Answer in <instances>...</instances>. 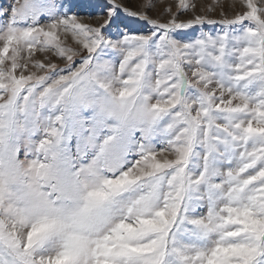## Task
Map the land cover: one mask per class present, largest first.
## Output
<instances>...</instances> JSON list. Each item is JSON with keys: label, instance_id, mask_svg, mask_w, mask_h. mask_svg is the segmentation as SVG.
<instances>
[{"label": "snow or ice", "instance_id": "snow-or-ice-1", "mask_svg": "<svg viewBox=\"0 0 264 264\" xmlns=\"http://www.w3.org/2000/svg\"><path fill=\"white\" fill-rule=\"evenodd\" d=\"M238 3L0 0V264H264V0Z\"/></svg>", "mask_w": 264, "mask_h": 264}, {"label": "rangeland", "instance_id": "rangeland-1", "mask_svg": "<svg viewBox=\"0 0 264 264\" xmlns=\"http://www.w3.org/2000/svg\"><path fill=\"white\" fill-rule=\"evenodd\" d=\"M81 2H87V0H81ZM119 2L123 3L125 6L132 8L133 10H139V5L144 2V0H119ZM177 0H153L154 8L150 11V15L153 18H159L162 21L167 20L169 18L166 9L169 5H172L173 10L175 11V5ZM190 2L195 3L197 5V14H205L209 15L211 18L221 19L220 13L223 12L226 16L231 18L236 14V12L241 11L242 9L239 7L238 0H190ZM236 4V7L232 5ZM214 8L215 11H209V8ZM81 18L89 23H96L98 13L92 9H77ZM191 13H187L181 16V19L188 18ZM131 26L136 28L139 27L144 29L147 27L143 22L132 20ZM206 30H211V27L206 28ZM71 43V40L68 41ZM39 57L40 54L37 53Z\"/></svg>", "mask_w": 264, "mask_h": 264}]
</instances>
